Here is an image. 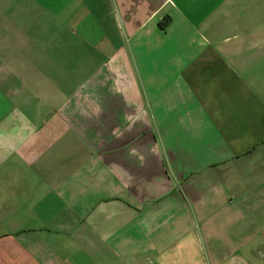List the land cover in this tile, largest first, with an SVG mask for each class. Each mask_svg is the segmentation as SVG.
Instances as JSON below:
<instances>
[{"label":"crops","instance_id":"obj_1","mask_svg":"<svg viewBox=\"0 0 264 264\" xmlns=\"http://www.w3.org/2000/svg\"><path fill=\"white\" fill-rule=\"evenodd\" d=\"M0 264H264V0H0Z\"/></svg>","mask_w":264,"mask_h":264}]
</instances>
